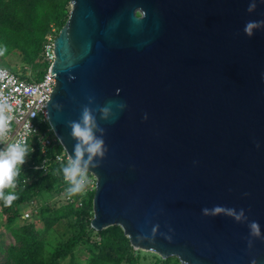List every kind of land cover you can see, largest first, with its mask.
<instances>
[{"label":"water","instance_id":"water-1","mask_svg":"<svg viewBox=\"0 0 264 264\" xmlns=\"http://www.w3.org/2000/svg\"><path fill=\"white\" fill-rule=\"evenodd\" d=\"M249 2L69 0L48 121L69 156L85 106L103 129L93 229L182 264H264V26L244 32L264 2Z\"/></svg>","mask_w":264,"mask_h":264},{"label":"trees","instance_id":"trees-1","mask_svg":"<svg viewBox=\"0 0 264 264\" xmlns=\"http://www.w3.org/2000/svg\"><path fill=\"white\" fill-rule=\"evenodd\" d=\"M69 10V0H0V66L6 65L10 56L21 57L34 67L40 65L44 41L49 35L58 34ZM42 74L35 72L32 76L41 78ZM37 155H30L28 163L21 165L14 177V185L4 189L5 193L16 194L11 205L5 206L0 199V216L14 240L6 248L5 264H181L177 257L163 258L151 251L135 249L119 225L93 229L92 191L82 197L80 207L39 206L33 214L40 218L41 229L36 228L34 221L22 222L23 204L57 193L56 183L62 175L59 163L52 164L48 171L33 169L32 165L40 161ZM56 223L68 230L67 237L50 238L46 234ZM81 244L87 245L83 263L76 259Z\"/></svg>","mask_w":264,"mask_h":264},{"label":"clouds","instance_id":"clouds-1","mask_svg":"<svg viewBox=\"0 0 264 264\" xmlns=\"http://www.w3.org/2000/svg\"><path fill=\"white\" fill-rule=\"evenodd\" d=\"M256 2L257 0H250L248 9H247L249 12L252 11V9L255 7ZM260 2H264V0H260ZM260 26H264V21L248 20L244 24V32L247 36L250 37L252 35L253 29L260 27ZM55 37L56 36H54V38ZM41 53H40L39 61H41L42 59ZM43 65L46 66V69L43 71V74H44V72L48 68V65L46 64H43ZM50 65H49V68H50ZM1 67H4V66H1ZM8 70L17 74L21 78H26L27 80H30V75L32 76V75H35V72H39V71H34V73L27 75L28 72H26L25 74L21 72L22 74H20L18 72L11 70L10 68ZM41 78L36 77V79H41ZM99 111H100L101 119H107L109 116V113L111 112V108L105 105L101 107ZM11 118L12 117L10 115L4 114L3 109L0 108V134H3L6 131V129L8 128V122L11 120ZM48 124H49V121H48ZM25 127L28 128L29 126L25 125ZM69 128H70V133H69L70 136L75 139V143L73 145V155L72 156L68 155L69 158L67 159V163L62 165L59 171L62 174L63 180L67 183V187L65 188V195L68 198H71L73 195L81 193L84 190L89 180L88 175H90L94 179V184H93L94 188L92 192H95L96 178L89 171L90 169L97 168L100 162V159L104 156L106 152V147L104 145V139L102 135L103 129H98V126L96 124V117L92 114L91 110L87 106H85L81 110L79 120L69 122ZM97 131H99L101 134L97 135L96 134ZM52 132L54 133L53 129H52ZM58 147L61 148L60 150L63 149L61 143ZM31 151H32V148L26 136H21L19 139H16L0 147V199H2L3 204L5 206L11 205L12 201L16 199V194L11 191L5 193L4 189L11 188L14 185V177L20 171L21 165L24 164L26 156H28ZM27 163H28V160L25 164ZM56 188L58 191L57 193L54 194V198L55 197L61 198L60 194H61L62 189L59 188L58 183H56ZM78 196L83 197L84 195H78ZM34 202L35 200H32V201H29L23 204L22 206L23 213H24V210L29 205L30 206L29 208L31 210V215L27 219H24L23 217L22 219L28 220L32 217L33 213L38 208L34 204ZM215 208L216 210H220V206L218 205L215 206ZM202 211L206 212L208 210L202 209ZM229 214L234 215V219L239 221L243 216V210L235 214H233L231 210H229ZM92 216H93V210H92ZM249 229H250L251 235L259 237L260 235L259 225L255 221H252L249 224ZM163 258H167V257H163ZM250 264H255V261L254 260L250 261Z\"/></svg>","mask_w":264,"mask_h":264},{"label":"built area","instance_id":"built-area-1","mask_svg":"<svg viewBox=\"0 0 264 264\" xmlns=\"http://www.w3.org/2000/svg\"><path fill=\"white\" fill-rule=\"evenodd\" d=\"M53 39L54 35H49L43 43L41 61L48 65V68L41 79L30 76V80H27L0 66V108L4 114L12 117L6 131L0 134V147L26 136L32 148L26 159L29 161L31 154H39L37 155L39 163L32 167L44 171H48L52 164L59 163L61 166L66 164L69 158L63 149L54 150L60 142L48 124L47 100L55 86V78L49 74V65L54 59ZM25 125L29 127L26 128ZM88 177L84 190L68 198L65 195L67 183L61 175L58 182L59 188L62 189L60 202L82 206V197L78 195H85L94 188V179L90 175ZM29 207L28 205L24 210L22 216L24 219L31 215Z\"/></svg>","mask_w":264,"mask_h":264},{"label":"rangeland","instance_id":"rangeland-1","mask_svg":"<svg viewBox=\"0 0 264 264\" xmlns=\"http://www.w3.org/2000/svg\"><path fill=\"white\" fill-rule=\"evenodd\" d=\"M52 31H54V29H52ZM20 59V60H19ZM7 63L6 65H3L4 67L8 68L10 67L11 70L18 72L20 74H22L21 72H28L27 75L34 73V71H39V72H43L46 69V66H44L42 64V62L40 61V65H38L37 67L31 66L30 64H26L24 63V61L21 59V57H8L5 60ZM0 62H2V60L0 59ZM9 66V67H8ZM31 76V75H30ZM35 205L37 207L42 206V207H46V206H51V205H55V206H61V205H66L63 204V202H60V198L59 197H55L54 195L51 194H45L44 197H41V199H36L35 200ZM41 201V202H40ZM52 207V206H51ZM37 215H32L31 219L29 220H24L22 219V222L25 221H34L35 226L37 229H41V227H43L42 222L40 221L39 217H36ZM5 224V219L3 218V216H0V264H5V253H6V248L9 245L14 244V240L12 238L11 233L9 232V230L6 228ZM68 230L65 227H61L59 226V223L54 224L53 229L48 231L46 234H49L50 238H56L57 236H63V237H67L69 235V232H67ZM68 233V234H67ZM86 248L87 245L81 244L77 247V252H76V259L78 262L83 263L84 262V257L86 254Z\"/></svg>","mask_w":264,"mask_h":264},{"label":"crops","instance_id":"crops-1","mask_svg":"<svg viewBox=\"0 0 264 264\" xmlns=\"http://www.w3.org/2000/svg\"><path fill=\"white\" fill-rule=\"evenodd\" d=\"M26 162H27V160L25 159V162H24V164H25ZM24 164H23V165H24Z\"/></svg>","mask_w":264,"mask_h":264}]
</instances>
